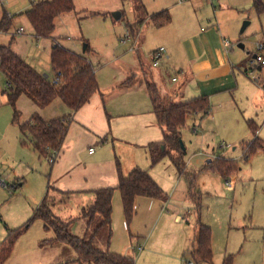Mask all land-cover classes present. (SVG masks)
Returning <instances> with one entry per match:
<instances>
[{
  "label": "rangeland",
  "instance_id": "1",
  "mask_svg": "<svg viewBox=\"0 0 264 264\" xmlns=\"http://www.w3.org/2000/svg\"><path fill=\"white\" fill-rule=\"evenodd\" d=\"M39 1L42 0H0V22L5 16L10 17L9 30L0 31V45H11L13 50L32 67L50 76L53 75L50 57L55 41L77 53H85L89 45L86 56L96 68L100 90L108 84H113L112 92L116 93L119 90L117 84L121 83L124 76V79L132 77L131 81L137 80L139 76L143 77L144 81L147 80L146 82H154L150 76L146 77L147 74L133 69L138 67V53L130 50V47L133 42L136 44V41L133 39L127 43L121 42L130 31L129 22L135 20L132 2L74 0L75 10L56 18L52 36L38 39L25 10L32 2ZM234 2L237 9L235 8L233 13L238 16L235 22L227 23L229 34L225 35L227 38L225 41H228L229 47L239 51L250 71L252 66L249 60L252 56L255 53L264 56V50H259V45H264V11L261 13L257 11L254 0ZM116 11L123 13L121 20L114 18ZM245 21H249L250 24L241 32ZM203 26L207 27L205 24ZM215 29L218 30L219 27L215 26ZM140 33L141 29L136 33V39L140 37ZM240 43L244 44V49L239 47ZM147 69L150 70V67ZM254 70L255 77L261 78L264 84V65L261 71L257 68ZM251 79L255 80L252 76ZM171 81L170 76L164 79L161 83L162 88L174 85ZM6 89V76L0 69V180L17 186L13 192L0 186L2 241L6 236V225L17 229L32 219L39 207L38 204L47 193L49 182L51 167L49 156L43 157L34 149L29 132L23 133L20 125L36 115L51 120L61 117L65 112L61 106L65 104L60 100L41 108L26 96H21L14 107L9 103ZM165 98L171 101L167 96ZM16 111L19 113L17 120ZM218 123L216 119L210 117L196 120L190 115L181 129L186 147L183 160L189 174L195 171L197 175L195 196L191 197L186 193L189 178L183 176L177 181L179 171L172 159L169 156L165 157L157 164V169L166 168L162 171V176L173 171L172 169L177 175H174L175 179L171 181V185L168 184L167 190L171 192L165 191L171 198L165 205L164 214L160 217L153 216L154 211L149 212L147 207L142 206L139 207L138 217L135 216L133 219L134 227L149 239L131 238L130 233L121 232L119 241L115 243L114 240L110 244V226L107 225L96 235L97 247L134 257L138 264H144L142 260L149 256L148 253L151 256L150 264H192L193 259L189 251L195 243L192 241L189 243L188 239L196 233L194 231L200 220L210 225L212 229V264H222L226 255L233 256L234 264H264V151L259 150L246 158L244 149L247 138L234 134L240 132V129L225 130L219 127ZM196 127L198 132L195 131ZM261 131L263 132L259 136L264 140V127H261ZM204 134L206 136L203 137ZM249 136L251 138L253 134L250 133ZM219 157L233 159L237 163L236 172L229 178L211 169L203 171V166L209 163V160L213 162L206 166L215 164ZM124 158L126 162L129 160L128 157ZM168 204L171 206L168 207ZM177 210L184 217L181 224L174 220ZM28 211L30 214L26 215ZM101 220L102 218L98 216L95 222L88 224L89 219L81 216L80 225L73 233L89 238ZM114 225L117 226V221ZM55 237V231L47 230L43 220H34L18 239L13 256L6 264H79V255L71 245L47 242ZM126 238L128 244L125 247ZM192 238L194 239V235ZM182 239L188 241L186 247L181 244L176 247L178 240L182 242ZM141 256L142 259H139Z\"/></svg>",
  "mask_w": 264,
  "mask_h": 264
},
{
  "label": "crops",
  "instance_id": "2",
  "mask_svg": "<svg viewBox=\"0 0 264 264\" xmlns=\"http://www.w3.org/2000/svg\"><path fill=\"white\" fill-rule=\"evenodd\" d=\"M169 1L143 0L150 14L167 9L171 13L172 20L167 25L156 27L149 18L141 27L140 37L136 39L132 35L136 41V44L133 42L131 46L136 50L132 51L138 53V67L133 69L139 70L144 75L147 74V78L150 76L153 83L163 91H161L162 96H167L174 102L188 101L200 96L208 97L211 112L208 115L192 114L191 116L196 120L210 117L216 119L219 122L218 126L225 130L240 129V132L234 134L246 137L245 145L255 137L260 138L259 135L263 132L261 127H264V84L261 78L260 81L251 79L250 71L245 66L246 60L239 51L229 47V43L225 41L227 39L225 35L229 34L227 23L235 22L238 16L233 13V10L237 9V4L234 0H219L213 4L202 0H172L171 3ZM34 3L32 2L25 12ZM215 26L219 29H215ZM161 46L167 48L169 58L159 67H153L149 55ZM256 54L249 60L250 66ZM147 67H150V70ZM259 67L261 71L263 66L257 65L258 70ZM45 75L53 78V75L47 73ZM169 76L172 77L171 82L174 85L162 88L161 83ZM124 77L121 83L117 84L119 90L116 93L112 92L113 84H108L74 113L66 105H61L65 110L62 116H70V123L64 144L58 150L59 157L51 164L45 197L48 196L52 201V209L56 216L63 221L75 220L72 231L79 227L84 209L94 204L96 190L118 186V165L125 175H129L135 168L147 170L164 192H171L167 190L168 184L171 185V181L175 179L174 175H177L172 169L173 171L162 176V171L166 168L157 169L158 165H152L151 162L147 146L153 142H162L165 130L158 123L154 113L146 88L147 80L144 81L143 77L138 76L137 80L131 81L132 77L127 79ZM174 77L176 81L173 80ZM250 124L253 125L255 132ZM195 131L198 132L197 127ZM250 133L253 134L251 138ZM92 148H94L93 152H91ZM124 157H128L129 160L126 162ZM205 170L208 169H203ZM193 174L196 175V172L194 171ZM183 176L186 175H178L177 181ZM195 190H197L196 182ZM118 191L114 192L112 201L110 244L114 240L115 243L119 241L121 232L130 233L131 238H147V235L140 234L141 232L134 227L133 221L130 225L127 224L121 193ZM186 193L189 195L188 185ZM166 195L165 199L138 196L135 201V216L138 217L139 207L142 206L147 207L149 212L154 211L153 216H162L165 205L171 198L167 193ZM169 206L171 205L168 204ZM29 214V211L26 212V215ZM174 220L177 224L183 222L184 217L179 210L176 211ZM115 221L117 226L114 225ZM9 229L12 228L6 225L5 238ZM193 235L195 238V233ZM193 235L188 241L194 244ZM3 241L1 238L0 244ZM188 241L178 240L176 247L180 244L186 247ZM110 244L109 248H111ZM124 244L126 247L127 238ZM148 255L142 260L144 264H150L151 256L149 253ZM12 256L13 253L5 264ZM139 259H142V256Z\"/></svg>",
  "mask_w": 264,
  "mask_h": 264
},
{
  "label": "trees",
  "instance_id": "3",
  "mask_svg": "<svg viewBox=\"0 0 264 264\" xmlns=\"http://www.w3.org/2000/svg\"><path fill=\"white\" fill-rule=\"evenodd\" d=\"M123 1H129L133 4L135 20L129 22L128 25L133 36L141 29L146 19L150 18L152 24L156 27L167 25L172 20L171 13L167 9L150 14L143 0ZM263 1L254 0V7L260 13L264 11ZM74 10V0H42L34 3L25 14L35 29V37L40 39L52 36L57 17ZM9 18L5 16L2 19L0 31L9 30ZM89 48L90 46L87 45L85 53H77L55 41L50 57L53 78H50L32 67L13 50L11 45H0V69L6 76L7 89L5 93L8 96L9 103L15 107L18 99L21 96H26L41 108H46L56 100H60L72 113L78 111L90 101L92 96L100 92L96 68L86 56ZM146 88L157 121L165 130V137L162 142H153L147 146L152 165L158 164L169 156L179 173L189 178V196L193 197L195 196V179L197 175L187 172L186 163L183 160L185 150L181 145V129L190 115L194 113L208 115L211 112L210 100L206 96H200L188 101L174 102L163 97L156 84L148 81ZM18 116L19 113L16 111L15 120ZM69 123L70 116L45 120L36 115L30 121L20 125V128L23 133L29 132L34 149L41 156L48 157L52 152L62 148L68 133ZM250 127L255 132L252 124H250ZM245 146L244 156L246 158L259 150L264 151V141L258 137L246 143ZM204 169H212L227 178L237 170V163L233 159L219 157L215 164L206 166ZM118 172V186L96 190L94 204L83 211V216L89 219V223L95 222L98 216L102 218L91 237H80L74 234L72 225L75 220L63 221L57 217L52 209V201L46 196L29 222L23 227L8 230L7 237L0 244V264H5L13 253L17 240L36 219L43 220L47 230L53 229L55 231L56 237L51 241H46L71 245L79 255V264H138L134 257L102 250L95 245L97 233H100L107 225L110 226L111 237L114 192L117 189L121 193L123 210L128 225L131 224L136 214L135 201L138 196L165 199L167 195L147 170L135 168L129 175H125L120 165H118ZM194 243V247L189 251L193 263L212 264L211 226L199 221ZM233 260V256L228 255L224 258L222 264H234Z\"/></svg>",
  "mask_w": 264,
  "mask_h": 264
},
{
  "label": "built area",
  "instance_id": "4",
  "mask_svg": "<svg viewBox=\"0 0 264 264\" xmlns=\"http://www.w3.org/2000/svg\"><path fill=\"white\" fill-rule=\"evenodd\" d=\"M181 1H186V0H181ZM202 1L205 3L213 4V3L218 2L219 0H202ZM22 30L23 29H21V31ZM132 40H133V36H132L131 31H129L127 33V35H125L124 39H122V42L127 43L128 41H132ZM226 43H228V41ZM134 49L136 50L135 47H131V50H134ZM259 50L260 51L264 50L263 44L259 45ZM168 58H169V55H168L167 48L165 46H161L151 53L152 66L153 67H159L162 64V62L167 60ZM257 65H261V66L264 65V56L260 53H257L256 57L253 59L252 64H251L252 68L249 72V75L254 77L256 81H260L259 77H255V70L254 69L257 68ZM173 80L176 81L177 80L176 77H174ZM93 151H94V148L91 149V152H93ZM58 157H59V151H54L49 156V162L51 164H53L54 162L57 161ZM208 162L209 163H207V164H211L213 162V160H209ZM0 186L4 189H8L11 192L15 191L17 188L16 184H8V183H6L5 180H0Z\"/></svg>",
  "mask_w": 264,
  "mask_h": 264
},
{
  "label": "water",
  "instance_id": "5",
  "mask_svg": "<svg viewBox=\"0 0 264 264\" xmlns=\"http://www.w3.org/2000/svg\"><path fill=\"white\" fill-rule=\"evenodd\" d=\"M114 18H115L116 20H120V19L122 18V12H121V11H116V12L114 13ZM249 24H250L249 21H245V23H244V25H243V27H242L241 32H244V31L246 30V28L248 27ZM239 47L244 48V44H239ZM254 57H256V55H255ZM260 69H261V67H259V70H260ZM181 145H182V148L185 150L186 147H185L184 142H183L182 139H181ZM163 148H164V146H163Z\"/></svg>",
  "mask_w": 264,
  "mask_h": 264
}]
</instances>
